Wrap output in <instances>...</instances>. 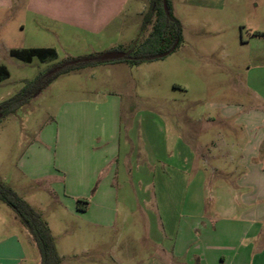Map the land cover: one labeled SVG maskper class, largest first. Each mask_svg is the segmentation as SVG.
<instances>
[{"label": "rangeland", "instance_id": "obj_1", "mask_svg": "<svg viewBox=\"0 0 264 264\" xmlns=\"http://www.w3.org/2000/svg\"><path fill=\"white\" fill-rule=\"evenodd\" d=\"M3 1L0 65L8 69L10 76L0 83V104L17 95L25 82L35 80L68 58L105 54L113 39L132 40L135 44L150 31L148 28V32L142 33L136 23L135 13L144 6L143 14L149 9L148 3H142L146 0L102 5L95 4V0ZM169 2L183 27L182 43L171 55L137 67L120 60L107 61L61 76L14 116L0 119V178H11L15 186L26 185L25 191L16 189L17 192L30 199L27 192L32 191L35 209L51 224L58 222L55 214L59 206L54 201V191L68 205L71 201L75 206L78 201L90 202L75 199L78 185L69 184L72 175H76L69 172L70 167L80 159L63 143L66 104H118L121 127L133 129L132 138L138 135L141 149H147L149 157L155 159L158 155L165 161L172 154V144L180 130L193 125L195 129L208 127L206 117L218 118L223 112L236 114L243 109L264 116V40L254 38L257 31L264 32V0ZM113 12L117 13L120 25L116 31L103 35L63 24L65 19H91ZM37 48H52L57 58L45 63L35 59L26 64L9 54L12 49ZM194 115L199 119L197 124L188 119ZM228 123L234 125L235 118ZM23 171L30 176L59 173L61 179L33 183ZM132 180L138 191L137 177ZM96 189L97 183L91 196ZM0 207L14 215L5 204L0 203ZM117 214L115 228L103 230L85 224L63 209V236L57 233L59 245L63 240V264H143L151 251L144 246L141 227L149 219L152 223L154 216L137 210L127 217L123 205H119Z\"/></svg>", "mask_w": 264, "mask_h": 264}, {"label": "crops", "instance_id": "obj_2", "mask_svg": "<svg viewBox=\"0 0 264 264\" xmlns=\"http://www.w3.org/2000/svg\"><path fill=\"white\" fill-rule=\"evenodd\" d=\"M115 1L126 0L94 3ZM144 12L145 6L135 13L140 31ZM63 24L96 36L116 31L120 25L114 12L91 19H65ZM256 33L254 38L264 40V32ZM115 40L107 53L134 43ZM177 89L183 90L181 86ZM108 104L78 101L66 104L68 111L63 114V143L80 159L70 167L69 172L76 175L69 184L78 185L75 199L90 202L87 211L80 212L74 201L68 205L54 191L58 222H46L62 260L63 240L59 245L57 233L63 236V209L89 226L111 230L117 224V209L123 205L127 217L137 210L154 216L152 223L149 219L141 227L144 246L151 251L143 264H264V116L243 109L236 114L223 112L218 118L206 117L208 127L195 129L193 125L180 130L165 161L158 155L149 157L147 149H141L138 135L132 138L133 129L121 127V107ZM234 118V125H229ZM188 119L193 124L199 121L195 115ZM23 174L33 183L61 179L59 173ZM134 176L138 191L133 188ZM0 180L35 209L32 191L27 192L29 199L16 190L26 185H12L7 176ZM0 264H40L29 231L2 207Z\"/></svg>", "mask_w": 264, "mask_h": 264}, {"label": "trees", "instance_id": "obj_3", "mask_svg": "<svg viewBox=\"0 0 264 264\" xmlns=\"http://www.w3.org/2000/svg\"><path fill=\"white\" fill-rule=\"evenodd\" d=\"M148 11L143 15L141 32L150 31L135 44L119 47L111 52H123L125 57L120 62L131 66H141L146 63L158 62L171 55L182 43L183 27L173 15L169 0H147ZM167 5L168 12L165 9ZM101 55H90L77 59L68 58L40 74L35 80L25 82L24 88L15 96L0 104L1 118L14 116L27 106L43 90L47 89L59 77L79 73L88 68H95L105 62ZM10 56L26 64H32L35 59L45 63L57 58L54 49L12 50ZM9 71L0 67V83L9 78ZM0 203L8 206L19 222L29 231L38 253L40 264H63L57 251L56 242L43 215L20 197L11 187L0 180ZM89 206L87 200L78 201L77 210L86 212Z\"/></svg>", "mask_w": 264, "mask_h": 264}, {"label": "water", "instance_id": "obj_4", "mask_svg": "<svg viewBox=\"0 0 264 264\" xmlns=\"http://www.w3.org/2000/svg\"><path fill=\"white\" fill-rule=\"evenodd\" d=\"M165 9L168 12V8L167 5L165 4ZM125 57V53L123 52H110V53H106L101 57V60L103 62H107V61H114V60H120L123 59ZM1 119V116H0Z\"/></svg>", "mask_w": 264, "mask_h": 264}]
</instances>
